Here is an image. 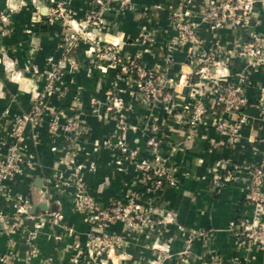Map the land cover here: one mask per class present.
Instances as JSON below:
<instances>
[{"label": "crops", "instance_id": "0c3cea01", "mask_svg": "<svg viewBox=\"0 0 264 264\" xmlns=\"http://www.w3.org/2000/svg\"><path fill=\"white\" fill-rule=\"evenodd\" d=\"M206 1L115 3L101 13L104 23L99 26L86 20L89 0H0V11L12 8L3 27L6 33L0 35L2 156L12 141L15 119L29 113L39 96L44 107L41 122L25 129L19 149L22 172L0 191V208L8 222L17 205L24 200L30 204L21 228L11 235L0 230V257L11 256L13 264H264V247L246 236L247 226L264 221V207L244 198L250 170L264 168V116L259 107L264 102V63L251 68L233 55L250 34L264 36V0H253L246 26L226 23L214 30L199 14ZM58 8L61 17L54 13ZM184 12L188 15L182 21L192 26L196 46L177 38L174 15ZM72 26L86 37L68 48L65 37ZM110 44L124 64L134 62L165 82L172 95L168 110L159 103H144L135 78L122 66L93 60V49ZM66 48L71 62L57 84L59 91L46 93V59ZM211 56L217 64L201 74ZM239 73L247 77L248 106L244 124L230 136L220 132L217 123L237 116L219 94ZM111 97L116 106L109 104ZM196 101L204 114L190 126ZM71 119L80 127L66 134L61 127ZM51 123L57 127L53 134ZM151 125L157 126L160 138L155 159L145 146ZM104 140L111 145L102 146ZM118 142L136 150L138 159L163 169L175 184L154 188L119 151ZM76 167V178L95 203L105 207L132 201L148 224L131 230L116 222L97 229L89 220L92 213L74 205L75 189L69 182ZM261 190L264 193V184ZM40 203L46 210L30 214L32 205ZM52 212L62 216L57 224L48 218ZM102 235L120 244L100 257L93 239Z\"/></svg>", "mask_w": 264, "mask_h": 264}, {"label": "built area", "instance_id": "2783aa9c", "mask_svg": "<svg viewBox=\"0 0 264 264\" xmlns=\"http://www.w3.org/2000/svg\"><path fill=\"white\" fill-rule=\"evenodd\" d=\"M130 0H89L91 10L88 12L86 20L91 25L102 26L104 23L101 13L109 9L112 4H119L123 6ZM253 0H207L202 6L200 17L211 29H219L226 23L234 27H243L248 24V13L251 9ZM12 11L6 7L0 11V27L2 31L0 35H4L6 30L3 27L8 23ZM56 16H63L61 8L55 12ZM188 13L184 12L182 15H174V27L177 33V38L180 42H189L193 46L198 45V40L191 25L182 21L184 16ZM73 27V26H72ZM86 34L73 27L72 33L66 35L68 48L73 46L72 43L80 41ZM92 58L95 62H105L108 64L122 66L129 77L135 78L137 85V92L140 99L146 104L159 103L163 109L168 110L172 101L165 82H163L153 71L145 69L136 65L134 62L125 63L119 54L115 45H106L103 48H95L92 51ZM69 49H63L57 57L49 56L46 59L47 68L43 72L45 84L44 91L46 93H53L59 91L57 86L61 75L67 65L71 62L68 57ZM249 67L254 68L264 63V36L259 34H250L246 41L241 43L236 51L233 53ZM217 56V55H216ZM207 65L199 70L201 74L207 71L208 66L214 67L217 63L216 57L211 56L204 60ZM247 77L245 74L239 73L235 82L227 83L219 94L225 105L236 114L234 121H219L217 129L227 135L233 136L237 134L241 125L245 122L244 110L248 106V99L245 92V84ZM42 97L36 98V103L29 113H24L18 116L14 121V126L11 130V143L8 146L7 153L2 156L0 154V191L3 184L18 176L23 169V162L19 155V149L24 143L25 129L28 125H37L42 120ZM109 104L116 106L117 100L109 98ZM261 112L264 116V102L259 104ZM204 114V107L201 102L196 101L191 108L190 118L188 124L190 126L196 125ZM79 122L76 119L66 121L61 129L66 134H75L79 130ZM57 127L55 123L49 125V132L53 134ZM149 137L146 140L145 146L148 154L151 157L157 158L159 152L160 138L158 136V128L156 125L148 127ZM109 140H104L102 146H110ZM118 149L121 153L127 154L128 158L133 162L135 169L142 175L146 182H150L154 188L161 187L164 183L168 186H173L175 182L163 170L154 167L150 161L146 159H138V152L134 149H129L124 142H118ZM79 167H76L70 177L73 178L69 183L74 186L75 200L74 205L80 210H87L92 214L89 217L90 222L97 227V229H105L108 225L116 222H121L127 229L139 230L145 227L148 222L146 218L137 211V206L134 202L123 204L120 202L110 203L105 207L99 206L94 200L84 193V188L80 180L76 177ZM65 184V183H64ZM264 184V168L262 166L253 167L248 175V191L244 198L253 205L264 207V193L262 186ZM57 187V186H55ZM30 204L24 200L17 205L14 216L8 222L0 208V230L6 235H11L22 227V217H29ZM52 224H57L61 221L62 216L56 212L48 214ZM246 236L248 241L252 244L264 247V221L257 224H250L246 228ZM118 239L102 235L93 239L94 251L96 255L107 254L111 249L119 245ZM90 257L95 256L90 253ZM2 264H13L11 256L5 254L0 257ZM87 260V259H86Z\"/></svg>", "mask_w": 264, "mask_h": 264}, {"label": "water", "instance_id": "95a60500", "mask_svg": "<svg viewBox=\"0 0 264 264\" xmlns=\"http://www.w3.org/2000/svg\"><path fill=\"white\" fill-rule=\"evenodd\" d=\"M8 7H9V5H8ZM9 8L12 9L11 7H9ZM37 209L44 211V210H46V206L43 203L34 204V205H32V207L30 209V214H34Z\"/></svg>", "mask_w": 264, "mask_h": 264}, {"label": "trees", "instance_id": "16d2710c", "mask_svg": "<svg viewBox=\"0 0 264 264\" xmlns=\"http://www.w3.org/2000/svg\"><path fill=\"white\" fill-rule=\"evenodd\" d=\"M226 84H227V83H226ZM226 84H225V85H226ZM225 85H224V86H225ZM224 86H223V87H224Z\"/></svg>", "mask_w": 264, "mask_h": 264}]
</instances>
